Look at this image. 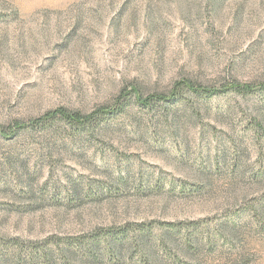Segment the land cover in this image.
<instances>
[{"label": "rangeland", "instance_id": "obj_1", "mask_svg": "<svg viewBox=\"0 0 264 264\" xmlns=\"http://www.w3.org/2000/svg\"><path fill=\"white\" fill-rule=\"evenodd\" d=\"M261 86L264 0H0V264H264Z\"/></svg>", "mask_w": 264, "mask_h": 264}, {"label": "trees", "instance_id": "obj_2", "mask_svg": "<svg viewBox=\"0 0 264 264\" xmlns=\"http://www.w3.org/2000/svg\"><path fill=\"white\" fill-rule=\"evenodd\" d=\"M264 88V86H261ZM217 92L221 91H234L240 95L250 94L252 91V86H244L237 83L231 85L220 86L219 89H208L200 83L195 84L191 81H181L173 85L171 90L168 93L163 94H150L146 98H137L139 104L142 107L151 106L155 103H168V102H179L183 99L182 95L184 93H190L193 95H201L206 97H211ZM135 91L131 89H122L120 95L117 98V102L114 107H102L98 110H95L91 114H82L80 111H70L67 108L59 107L58 109L48 111L42 115L40 118L32 120L31 125H36L38 128H51L52 126L56 127L60 123H64L69 127L70 131L75 133L77 132H90L96 125H99L107 116H111L113 113L122 111L123 105L128 104L130 101V96L134 95ZM122 101V102H121ZM22 124H14V128L7 130V133L3 127H0V136L6 137L8 135H14L17 132L21 131L25 127H21ZM166 227L176 228L177 225L168 223ZM118 238V236H115ZM113 238V239H115Z\"/></svg>", "mask_w": 264, "mask_h": 264}]
</instances>
